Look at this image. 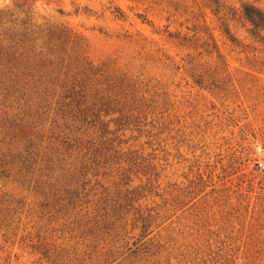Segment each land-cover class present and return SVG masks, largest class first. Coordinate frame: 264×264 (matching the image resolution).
Here are the masks:
<instances>
[{
    "label": "rangeland",
    "instance_id": "1",
    "mask_svg": "<svg viewBox=\"0 0 264 264\" xmlns=\"http://www.w3.org/2000/svg\"><path fill=\"white\" fill-rule=\"evenodd\" d=\"M0 10L80 39L77 53L133 85L145 112L118 134L143 171L88 175L73 214L28 180L0 181V264H264V52L246 27L226 26L233 45L206 0H0ZM241 174L262 190L238 186ZM126 193L134 211L101 217L98 202Z\"/></svg>",
    "mask_w": 264,
    "mask_h": 264
},
{
    "label": "trees",
    "instance_id": "2",
    "mask_svg": "<svg viewBox=\"0 0 264 264\" xmlns=\"http://www.w3.org/2000/svg\"><path fill=\"white\" fill-rule=\"evenodd\" d=\"M206 3L233 45L238 47L239 42L226 26L240 24L264 52L263 8L243 0ZM21 13L23 17L0 10V181L11 174L28 180L42 190L57 212L73 214L90 183L88 175L97 178L102 171L105 177L112 165L124 177L133 170L143 171L132 154L121 152L118 134L140 124L145 112L133 85L104 75L77 53L75 48L82 47L80 39L58 28L36 27L27 11ZM43 122H50L48 132L37 130ZM78 135L87 138L84 146L77 143ZM71 157L76 164L67 165ZM256 179L244 174L236 177L238 186L249 192L262 190ZM128 195L117 196L108 205L106 200L98 202L104 212L101 217L114 218L117 223L123 219L117 212L128 216L136 201ZM140 223L133 248L147 229L145 221Z\"/></svg>",
    "mask_w": 264,
    "mask_h": 264
},
{
    "label": "built area",
    "instance_id": "3",
    "mask_svg": "<svg viewBox=\"0 0 264 264\" xmlns=\"http://www.w3.org/2000/svg\"><path fill=\"white\" fill-rule=\"evenodd\" d=\"M258 166L261 170H264V161L263 162H259Z\"/></svg>",
    "mask_w": 264,
    "mask_h": 264
}]
</instances>
